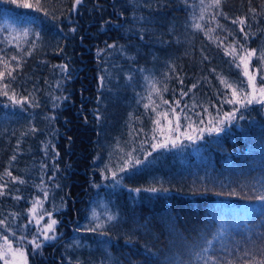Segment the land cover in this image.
Masks as SVG:
<instances>
[{
	"label": "trees",
	"instance_id": "obj_1",
	"mask_svg": "<svg viewBox=\"0 0 264 264\" xmlns=\"http://www.w3.org/2000/svg\"><path fill=\"white\" fill-rule=\"evenodd\" d=\"M42 3L55 19L0 0V55H23L36 44L11 87L18 98L32 93L39 106L21 108L0 96V220L19 227L38 199L59 223L57 239L45 242L35 264H214L209 257L249 264L240 259L245 251L260 259L264 106L241 108L224 131L196 137L216 110L222 118L234 107L222 103L231 90L219 77L238 90L247 81L225 48L238 41L257 56L264 49V0H222L220 10L204 0L203 13L201 0ZM220 11L227 15L211 19ZM237 18L252 32L246 43ZM205 29H214L213 39ZM253 65L261 66L256 57ZM153 80L168 91H152ZM183 92L184 141L151 149ZM93 211L101 221L117 215L104 229L108 235L84 230L95 223Z\"/></svg>",
	"mask_w": 264,
	"mask_h": 264
},
{
	"label": "snow or ice",
	"instance_id": "obj_2",
	"mask_svg": "<svg viewBox=\"0 0 264 264\" xmlns=\"http://www.w3.org/2000/svg\"><path fill=\"white\" fill-rule=\"evenodd\" d=\"M82 2V0H75V4L79 5ZM13 3H17L18 7H22L25 9H34L37 12L44 13V15H52L50 11H48L42 3V0H36L35 4L31 2H27V0H13ZM222 0H211V3H209L206 7L207 8H215L217 10L221 9ZM202 5V13L205 10L204 6V0H201ZM255 14V9L251 10ZM227 15L226 13H223L220 11L219 13H214L211 17V19L215 20L216 15ZM52 18L55 19L56 17L52 15ZM203 14H201L200 19H203ZM233 23H238L241 26L245 24L244 18H237L236 20H233ZM196 29H204V26L196 23L193 25ZM217 27H222L221 25L217 24ZM72 31H75V29H72ZM214 29H205V35L209 36V39H213V37L210 35L211 32H213ZM240 31L244 34L245 43L247 42V37L249 36V33L244 32L243 27L240 28ZM30 34L29 29L25 28L23 29V35L28 36ZM36 37V39L40 38L39 32L33 31L31 33ZM222 44L223 41H220ZM17 47H20L19 44H17ZM108 47H116L115 45H109ZM36 48V44L32 43L29 47V50L24 52L23 55H11L10 57L7 55H0V96L7 97L11 103L14 105H19L21 108L24 107L25 102L32 104L33 107H38L39 103L35 99L32 93H29L28 95H20L18 98V94L15 90V88L11 87L12 83L16 80V77L13 76V72L17 69L22 67V64L24 63V57L25 56H31L33 51ZM239 49V51H237ZM4 49L0 48V53H3ZM225 52L232 57V63L235 64L237 68H243V76L247 78V81L242 83L240 85L239 90L237 87H234L232 83H230L225 77L220 76V83L224 85L225 89H230L231 91H225L223 93L224 100L222 103H227L233 105L232 111L224 112L221 118V114L219 110H216V116L213 117L211 120H209V127L207 129H199V135L196 138H202L203 131H208L209 133L212 132H222L224 131V128L221 127V125H225L233 120L236 119V113L240 111L241 108H248L250 105L257 103L262 106H264V75H261L260 77V86L257 87L256 83V75L253 74V71L257 73L264 72V49H262L257 56V52L255 49H247L245 47V44H241L238 41L230 44L228 47L225 48ZM253 57L257 58V61L260 63V68L254 69L253 71L249 70L250 62ZM15 62V66H13ZM56 67V66H54ZM62 71H66L68 68L67 64L59 66ZM215 71V69H213ZM103 79V77H101ZM131 79V77H129ZM145 79H148V77H145ZM152 91L156 92L157 94H160L162 92L168 91L167 84L165 83L162 87H156V82L153 80L152 82ZM183 83V81H181ZM59 86V84L57 85ZM196 85L193 84L192 88H195ZM191 91V89H189ZM187 92H183L182 95H187ZM31 97V98H30ZM54 99H60L59 97H55ZM149 102L151 103V94H149ZM160 99L164 104H167V101H163L162 95L160 96ZM176 104L179 105V101H176ZM236 105H239V107H235ZM56 107L57 105H53ZM145 108L149 107V104L144 105ZM171 112H175V108H170ZM207 111V109H205ZM243 117L241 116V119ZM184 119H189L187 114H185ZM176 127L173 129V131L178 130L181 125L179 123V117L176 118ZM200 123H204V121L201 119ZM190 127V125H189ZM35 131V129H33ZM142 131V130H141ZM188 140H192L193 137L191 135H188L185 133ZM173 146H175L176 142L172 141ZM167 143H161L158 145H154V147H160L164 148L167 147ZM59 155V153H57ZM130 155V154H129ZM16 157L13 156L12 160H15ZM126 163H131V161H127ZM136 164H140L141 161L139 159L135 160ZM120 171L123 172L125 169L122 167L120 168ZM5 175L12 177L11 171L6 170ZM117 175L116 172H112V176L115 177ZM13 180L19 179L18 177H12ZM23 183V181H20ZM6 187V184H0V195H4L3 188ZM58 187V185H57ZM98 187V185H97ZM262 188H264V185H261ZM136 192H140L141 189L137 188L134 189ZM147 191L150 192H156V188H149ZM45 199L47 198V192H44ZM256 199L260 201H264V194H260L256 196ZM37 206H39L40 209H43V202L40 200H34L33 201V207L29 209V212L32 214V217L35 218L33 220H30V223H36L37 225L40 224V221L43 219L44 215H47L50 219L48 223H45L42 227H37L36 232L33 234L32 239L29 240L27 236L21 235L18 238L16 237V233L13 231V229L6 224L4 220H0V226H3V228L12 234V237L17 240V246H13V241L9 239L8 235H4L3 232H0V237H2L3 243H0V261H3V264H28V252L27 247L28 245L32 246V253L35 255L38 250H41L44 247L45 242L48 241H54L57 239V235L55 233V226L57 225L58 221L55 219H52V211L43 210L42 214H38L37 212ZM55 210V209H53ZM15 215V214H14ZM93 220L95 221L94 225L91 227H87L84 230L88 232H100L102 235H108L104 229L106 228V225L110 224L113 221L117 220V215L108 213L106 214V219L101 221L99 216L95 211H93ZM26 227V226H25ZM79 231V229L77 230ZM77 245H79V241L76 242ZM209 245L211 244V241H208ZM206 252L207 249H204ZM208 259L214 261V264H224V261L219 260L216 257H209ZM241 261H247L249 264H264V248H261L260 250V259H257V257L248 251H245L243 255L240 257ZM103 264V262H101ZM204 264H208V260H204ZM227 264H233L232 261H227Z\"/></svg>",
	"mask_w": 264,
	"mask_h": 264
},
{
	"label": "rangeland",
	"instance_id": "obj_3",
	"mask_svg": "<svg viewBox=\"0 0 264 264\" xmlns=\"http://www.w3.org/2000/svg\"><path fill=\"white\" fill-rule=\"evenodd\" d=\"M244 27H245V25H243V28ZM244 32H247V33H249V35L250 34L252 35V32H250V31H244ZM247 49H251V48H247ZM237 51H239V49H237ZM254 69H256V67L253 65V58H252V60L250 62L249 70L253 71ZM242 71H243V68H242ZM253 74L256 75V83H257V87H259L260 86V79H259L258 73L253 71ZM182 99H184V95L177 97L173 101V103L171 104V108H175V112L174 113L172 112V116L168 120L166 133L163 135H160L158 138L152 140V142L150 144L151 149H153V150L154 149H160V147H154V145H158L161 143H167V145L170 146V145H173L172 141H175L176 144H180L184 141V136L182 133V125H181ZM176 101H179V105L176 104ZM238 113L239 112L236 113V117H237ZM177 117H179V123H180L181 127L178 130L173 131V129L176 127V122H177L176 118ZM234 121L235 120L225 124V126H223V128L227 129L229 127V125L232 124ZM32 207H33V204H31V206L28 208L27 212L25 213V216H23L22 222H21L19 227H15V228L11 227L13 229V231L16 233L17 238L21 235H24V236H27V238L29 240H31L33 234L37 230V227H42L45 223L49 222L50 218L47 215H44L43 219L40 221L39 225H37L34 222L30 223V220L35 219L32 217V214L29 212V209H31ZM43 210H45L44 207H43V209H40L39 206H37L38 214H42ZM51 218L58 221V219L55 217V212H53V211H52V217ZM58 224L59 223H57V225ZM57 225L55 226V228L57 227ZM0 228H1V226H0ZM0 232H3L4 235H8L9 239L13 241V246L14 247L17 246V240L12 237L11 233L7 232L3 228L0 229ZM0 243H3L2 237H0ZM26 250L28 252V257H27L28 258V264H35V260L37 258L42 257L43 248L41 250H38V252L35 255L32 253V246L31 245H28ZM0 264H3V261H0Z\"/></svg>",
	"mask_w": 264,
	"mask_h": 264
}]
</instances>
